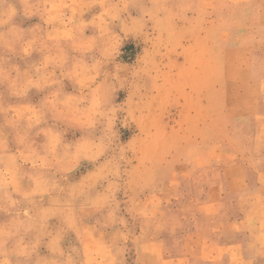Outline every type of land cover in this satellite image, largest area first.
I'll return each mask as SVG.
<instances>
[{
    "label": "rangeland",
    "instance_id": "obj_1",
    "mask_svg": "<svg viewBox=\"0 0 264 264\" xmlns=\"http://www.w3.org/2000/svg\"><path fill=\"white\" fill-rule=\"evenodd\" d=\"M0 264H264V0H0Z\"/></svg>",
    "mask_w": 264,
    "mask_h": 264
}]
</instances>
